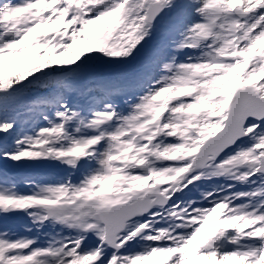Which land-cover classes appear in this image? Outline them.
Returning <instances> with one entry per match:
<instances>
[{
  "label": "snow or ice",
  "instance_id": "obj_1",
  "mask_svg": "<svg viewBox=\"0 0 264 264\" xmlns=\"http://www.w3.org/2000/svg\"><path fill=\"white\" fill-rule=\"evenodd\" d=\"M0 264H264V0H0Z\"/></svg>",
  "mask_w": 264,
  "mask_h": 264
},
{
  "label": "rangeland",
  "instance_id": "obj_2",
  "mask_svg": "<svg viewBox=\"0 0 264 264\" xmlns=\"http://www.w3.org/2000/svg\"><path fill=\"white\" fill-rule=\"evenodd\" d=\"M18 231H21V229H19Z\"/></svg>",
  "mask_w": 264,
  "mask_h": 264
}]
</instances>
